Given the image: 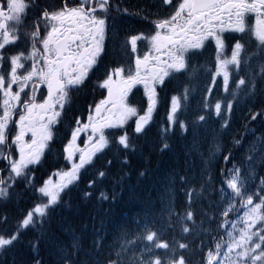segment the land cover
Segmentation results:
<instances>
[{
  "label": "snow or ice",
  "instance_id": "obj_1",
  "mask_svg": "<svg viewBox=\"0 0 264 264\" xmlns=\"http://www.w3.org/2000/svg\"><path fill=\"white\" fill-rule=\"evenodd\" d=\"M163 3L172 12L166 18L155 21L154 34L130 37L132 53L137 52L139 40L147 42L149 51L143 56L137 54L134 65H129L127 69L116 67L103 79L100 86L108 90L107 97L95 104L94 108L90 106L86 122L75 118V126L64 146L65 159L71 163V167L68 171L54 174L59 177V182L50 178L36 189L45 199L27 211L13 231L0 232V251H7L20 240L21 229L43 228L51 211L62 202L65 189L79 180L80 170L109 147L112 133L106 134L107 130H120L122 134L118 135L117 143L124 149L132 147L126 129L128 121L136 117L134 132L143 133L152 120L158 102L157 87L163 86L166 78L187 72L192 59L206 44L214 42L217 53L212 84L215 85V77L222 73L225 91L228 90L230 75L227 66L233 64L239 68L244 45L237 39L231 58L221 59L220 54L225 48L224 34H250L264 49V0H163ZM42 4L43 0H0V161L5 162L4 168H0V198H7L9 189L14 188L18 180L29 181L31 185L29 176L32 166L41 164L45 151L53 142V130L61 122L65 106L71 105V93L86 86L89 73L98 70L106 54L104 41L110 12L109 0H61L55 8ZM34 8L39 11L31 18V30L23 32L30 48L27 53L18 51L7 55L10 51L8 46H16L20 40L21 29L29 27L25 21L29 19L28 12ZM250 16L254 17V23H248ZM195 71L193 68L192 72ZM261 74L264 75V67ZM244 84L245 80L239 79L236 86L239 88ZM137 85L143 86L147 97L143 115L127 102L129 93ZM250 87L254 91L256 85L252 83ZM42 88L46 89V94L40 91ZM177 106V98L173 97L168 117L173 124L176 122L174 114ZM226 107L231 112L232 104L228 103ZM220 111L221 104L217 102L215 112L219 115ZM204 119L203 115L199 116L200 121ZM180 127L187 131L185 124L181 123ZM222 127H227V124ZM85 132L88 136L84 142L86 146L82 148L77 140ZM163 147L167 148L168 144L165 143ZM13 152H17L18 157L13 156ZM224 159L227 162L229 156ZM99 175L102 177L104 173L100 172ZM225 183L231 191L226 193L224 188L220 189L222 198L228 196V200L221 211L223 223L219 227L227 229L231 224L232 230L227 232V251L221 257L223 244L217 242L215 250L207 252L206 264H264V187L249 190L246 181L241 179L240 169L235 165ZM261 184L264 185V180ZM101 195L103 199H108ZM188 196L191 203V192ZM237 199L244 210L243 215L230 222L227 218L229 213L237 211ZM174 214L171 213L169 218ZM185 220L195 223L191 210H186L181 223ZM0 222L6 224L7 217L0 218ZM238 223L244 227L238 229L237 236ZM189 231L187 226L183 227L184 233ZM126 235L121 251L115 254L116 258L112 259L110 255L104 264H162L158 256L145 259L144 253L139 256L133 253L130 259H124L128 246L135 243L126 239ZM143 238L154 242L155 248L172 252L167 264H185L184 256L177 255L168 243L160 242L157 232L145 227ZM73 246L76 247L75 244ZM187 247V244H178L180 249ZM146 250L152 251L151 248Z\"/></svg>",
  "mask_w": 264,
  "mask_h": 264
},
{
  "label": "trees",
  "instance_id": "obj_2",
  "mask_svg": "<svg viewBox=\"0 0 264 264\" xmlns=\"http://www.w3.org/2000/svg\"><path fill=\"white\" fill-rule=\"evenodd\" d=\"M114 51L113 45L107 60L114 58ZM115 60L111 59L108 64ZM107 74L108 71L93 78L97 81V90L85 100L90 106L105 98L106 89L100 85ZM178 91L172 79L163 85L152 120L143 133L134 132L136 117L128 121L126 129L132 147L124 149L117 143L118 135L122 134L120 130H107L106 134L112 133L109 147L85 167L87 172L84 170L79 181L65 189L62 202L51 211L43 228L21 229L20 240L7 251H0V264H85L89 261L104 264L110 255L115 259V254L121 251L125 233L128 240L137 239L138 234L144 239V223L160 234V242L168 243L177 255H183L187 264L202 263L207 251L221 240L217 226L222 211L220 189L226 187L228 169L236 153L243 148L246 136L240 134L239 142L233 144L232 139L225 138V129L216 144H203L197 137L204 135L199 116L209 115L212 133L218 121L211 107L214 97L208 88L202 96L188 94L176 110L173 124L168 117ZM76 95L82 96L81 93ZM130 104L143 115L139 105H146L147 98L140 93L139 105L133 100ZM198 104L201 108L196 107ZM255 112L263 115L264 108L259 107ZM212 113L215 115L211 116ZM181 123L186 125L187 131L180 127ZM165 143L167 148L163 147ZM225 156H229L227 162ZM100 172L104 176L101 177ZM27 192V197L17 196L19 192L14 194L0 207V218L7 217L6 224L0 222V232L13 231L25 213L38 204L30 191ZM101 194L108 199H103ZM236 206H240L239 201ZM186 210L193 212L195 223L187 220L181 223ZM171 213L175 214L169 218ZM58 221L70 231L72 238L62 239L55 233L60 229L55 224ZM184 226L190 229L188 233L183 232ZM179 243L188 247L180 249ZM163 250L159 255L164 254ZM166 250L168 259L172 252ZM133 253L136 255L128 246L124 259H130Z\"/></svg>",
  "mask_w": 264,
  "mask_h": 264
},
{
  "label": "rangeland",
  "instance_id": "obj_3",
  "mask_svg": "<svg viewBox=\"0 0 264 264\" xmlns=\"http://www.w3.org/2000/svg\"><path fill=\"white\" fill-rule=\"evenodd\" d=\"M138 1H144L146 4H149L152 2V0H138ZM252 20L254 22V17H252ZM134 24L133 22H126L124 25V29H125V34H127L128 39L131 33L135 32V28L133 27ZM147 31L150 30V27H146ZM254 40L255 37L252 36ZM146 43V41L144 42ZM120 49L122 48V44L120 43L119 45ZM123 48H125V46H123ZM127 50V49H125ZM259 50H263L262 52H258V55H253L252 57L249 58V62L247 65V70L246 72H248L250 74V80L248 81L247 78H242L241 74L239 72H237L239 74V76L236 78V81H234V86L233 88H228L227 91H225V89H223L222 85L223 82H221V84L219 82H217L213 87H215L218 90V93L220 90H223L224 92V96L223 92L221 97L217 98L215 101H213L211 103V107L214 109L215 111V104L217 102H219L221 104V111L220 114L217 115L218 117V121H216L215 124V128L213 130V132L211 133L210 127H213L211 122H210V117H208L209 115L204 116L205 119L202 122L203 125V133L204 135H199L198 140L200 142L203 141V144H208L209 146H211L212 144H216V140L219 138V135L224 133V130L226 129V135L225 138L226 139H232L233 143H235V141L237 142V140L240 138V133L242 132L243 134L246 132V129H241L239 132L237 131L240 127V125L244 124L246 122V120L248 119V117L252 118L253 116H255L256 118L253 120V122L251 123L250 129L248 131V136L245 139L244 142V146L242 149H240L237 153L236 156L233 158V162L230 165V168L228 170V174L227 177L229 175V171L233 168V165H235L236 167H238L240 169V176L241 179H243L244 181H246V185L247 188L249 190H259V188L264 187V185L261 184V181L264 180V143H262V141H264V112L263 115L259 114L258 112H255L258 110L259 107L264 108V85H256L255 90L253 91L252 88L250 87V85L253 83V79L256 76L260 77L261 76V72L259 71L260 67L264 66V49H262L261 47H259ZM231 58V56H230ZM198 72V70L196 69L195 72H192V69L188 72L189 76H194L196 73ZM239 79H244L245 80V84L241 85L239 88H237V83L239 81ZM198 89H194V91H197ZM215 90V91H217ZM178 106L177 109L180 108V101L177 100ZM228 103L232 104V109L231 112H228L226 105ZM204 104V101H203ZM196 107L201 108V106L198 104L196 105ZM94 108V107H93ZM201 111H199L200 114ZM216 113V112H215ZM215 114L212 113L211 116H213ZM87 120V119H86ZM232 121V123H231ZM252 121V119H251ZM229 124L226 128L222 127V125L224 124ZM237 125V126H236ZM72 128H70L71 131ZM66 130L67 127H66ZM200 132V131H198ZM66 134L64 135L66 137ZM87 136L88 133H81L80 139L77 140V144L80 147H85L86 144L84 142L87 141ZM68 137H70V132L68 133ZM208 138V139H207ZM205 139V140H202ZM207 139V140H206ZM63 140V149L64 146L67 143V138L65 139L64 137L62 138ZM58 148V147H57ZM60 149V147H59ZM253 149H256V151H253ZM55 148L52 151L53 153V159L55 161H58L57 163L59 164L61 161L66 160L65 159V154H59L57 155L56 153L54 154ZM78 155V154H77ZM14 156V155H13ZM16 157H18V153L16 152L15 154ZM251 156L252 159L249 160L248 157ZM43 159V158H42ZM67 161V160H66ZM71 165V163H70ZM88 166V165H86ZM85 166V167H86ZM69 169H65L64 167H59L56 168L53 172L49 173L46 177L45 173L42 172V170L38 171L37 165L36 166H32V171L30 173L29 179L31 181V185L29 184V181L26 180H18L17 182L21 181V183L25 186V188H21L20 186H17V184H15L14 188L9 189V196L8 197H13L14 194L17 193V191L19 192L17 194V196H21V197H27V190L30 191V195L32 197H34V201L36 202H43V199L40 196V194L36 191V189L40 186L43 185V183L45 181H47L48 179H52L54 182H59V177L54 175L55 173L59 172V171H68ZM82 170H80V173H82ZM87 171L85 170V173ZM84 173V174H85ZM83 174V173H82ZM88 177V176H87ZM80 179V178H79ZM41 181L42 183L38 182ZM75 182V181H74ZM71 186V185H69ZM224 191L226 193H230V189L227 188V186L224 188ZM13 195V196H12ZM6 198H0V204H3ZM228 200V196H224L222 198L221 196V202H222V209L225 206L226 202ZM239 201V199H237L235 201V203ZM254 202L255 201L254 199ZM240 204V203H239ZM237 208H240V206H237ZM243 209L240 208L239 210H237L235 212V219L232 217V219L227 218L230 222L231 221H236L238 219L239 216L243 215ZM230 214V213H229ZM223 223V218L221 216H219V219L217 221V226L219 227L220 224ZM148 227L147 224H142V227ZM244 225L242 223H238L237 224V231L235 233V235H239L238 229L243 228ZM145 229V228H144ZM231 224H229L228 228H221L219 227V231H221V243L223 244V247L221 249V257L223 256V253L227 251V241H228V236H227V232L231 231ZM256 229H253V231H255ZM158 236H160L159 233H157ZM255 239V238H254ZM133 241H135L134 244L130 245L129 247L131 248V250L134 252H136V256H139L141 253H144L145 259L152 257L153 255L158 256L161 261L162 264H167V257H168V252L166 249H164V254H160L161 249L159 248H155L154 247V242L151 241H147L146 239H133ZM147 241V242H145ZM151 248L152 251L149 252L146 249ZM211 250H215V248H212ZM234 255V253L232 254ZM207 261V256L205 261L203 262V264H206ZM185 264H187L185 262Z\"/></svg>",
  "mask_w": 264,
  "mask_h": 264
},
{
  "label": "flooded vegetation",
  "instance_id": "obj_4",
  "mask_svg": "<svg viewBox=\"0 0 264 264\" xmlns=\"http://www.w3.org/2000/svg\"><path fill=\"white\" fill-rule=\"evenodd\" d=\"M121 1V0H119ZM26 2H30V0H26ZM61 0H43V4L42 6H50L52 8H55L57 6H59ZM112 1L109 0V4ZM126 3H128L131 7V9L133 10V12H137V10L139 9H146L147 12H152L154 14V18L151 16L145 17L144 19V25L153 27L155 26V21L159 20V19H163L166 18L167 16H169L172 12V9L168 6L165 9H161L160 7H155V6H148V4H146L144 1H138V0H125ZM39 9H32L31 11L28 12V17L29 19L25 21V24L28 25L29 27H26L24 29H21V38L19 41H17V45L16 46H8L10 48V51L7 53V55H13L16 54L18 51H25V53H27V50L30 48V43L28 40H26L23 36V32L24 31H30V24L32 22L31 18L35 17L36 14L38 13ZM139 17L136 16V19H138ZM138 45V44H137ZM140 52H148L149 50H143L142 48H140L139 50ZM116 78V77H114ZM88 83V82H87ZM86 83V86L82 88L83 91H93L95 90L94 88H90ZM15 89V86H14ZM41 92L46 94V89H41ZM38 99H39V93H38ZM88 107H83V113H77L75 118L79 117L81 118L84 122H86L87 119V115H88ZM66 120L69 119L67 116V111L66 108L64 110V114L62 115V120ZM70 120V119H69ZM67 124H61V125H56V127H60V126H64ZM12 127V125L10 124V128ZM80 138V137H79ZM27 139V137H26ZM14 156L16 154V152L12 153ZM5 162L0 161V168H4ZM4 175H7V171L5 170Z\"/></svg>",
  "mask_w": 264,
  "mask_h": 264
},
{
  "label": "bare ground",
  "instance_id": "obj_5",
  "mask_svg": "<svg viewBox=\"0 0 264 264\" xmlns=\"http://www.w3.org/2000/svg\"><path fill=\"white\" fill-rule=\"evenodd\" d=\"M183 92V91H182ZM182 92H180V94L182 95V94H184V92L182 93ZM237 126V125H236ZM250 126H251V122H245L244 124H242V125H240L239 127V129L237 130L238 132L241 130V129H246V132L244 133L245 134V136L247 137L248 136V131H249V129H250ZM249 128V129H248ZM247 129H248V131H247ZM242 131V130H241ZM240 134H243L242 132L240 133ZM243 134V135H244ZM58 227H60V229L59 230H57V231H55V233L60 237V238H62V239H66V238H72V234L70 233V231L69 230H66V228L65 227H63L61 224H59V221L58 222H56L55 223ZM93 262V261H92ZM94 263V262H93ZM93 263H91V261H89V262H87V263H85V264H93Z\"/></svg>",
  "mask_w": 264,
  "mask_h": 264
}]
</instances>
